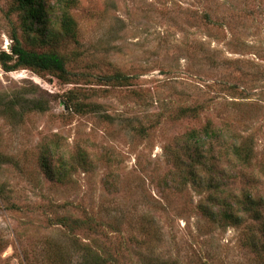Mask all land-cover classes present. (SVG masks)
<instances>
[{
    "label": "rangeland",
    "instance_id": "rangeland-1",
    "mask_svg": "<svg viewBox=\"0 0 264 264\" xmlns=\"http://www.w3.org/2000/svg\"><path fill=\"white\" fill-rule=\"evenodd\" d=\"M44 3L49 22L30 32L0 0V53L16 35L67 71L0 65V264H264V205L255 221L230 201L242 224L211 222L210 189L182 174L188 135L223 129L250 165L198 173L264 199V0H74L73 36L59 1Z\"/></svg>",
    "mask_w": 264,
    "mask_h": 264
},
{
    "label": "trees",
    "instance_id": "trees-1",
    "mask_svg": "<svg viewBox=\"0 0 264 264\" xmlns=\"http://www.w3.org/2000/svg\"><path fill=\"white\" fill-rule=\"evenodd\" d=\"M17 9L24 14L25 29L32 32L34 28H44L49 22L48 11L44 0H15ZM61 6L60 30L62 35L73 36L74 25L71 18L68 16L67 9L74 0H58ZM12 45L10 51L0 53V65L7 72H13L20 68H28L37 72L56 71L61 76H66L67 71L65 63L55 53H36L23 49L16 35L12 36ZM127 77L115 74L106 77L108 83L123 84L127 81ZM65 108L77 114L87 111L88 106L76 103L74 98H69L65 103ZM28 111H45L41 102H30ZM227 132L223 129L205 128L201 132L192 131L186 141L184 151L191 158L190 163L184 166L182 174H186L185 180H189L192 184L206 186L210 189L205 204L200 206L203 214L208 217L211 222L221 223L222 221L230 222L234 226L242 224L240 215L235 216L232 208L229 205L233 201L237 205L239 214L253 213L255 221L260 220L259 210L264 205V199L256 197V195L245 191L241 196H234L229 190L223 189L217 179L213 176L207 180H203L198 168L202 167L205 170L214 171L216 163H223L227 166L235 164L242 168H248L253 158L252 148L246 145H238L233 139L227 138ZM44 158V157H43ZM46 159V158H45ZM45 174L52 178L64 175L63 169L59 166H51L46 161L41 164ZM61 169V170H60ZM201 177V178H200ZM220 202L224 208L213 210L212 204ZM226 207V208H225ZM153 234V232H152ZM259 234L264 236V231L260 229ZM254 241L250 238L249 242ZM88 257V255H87ZM84 264H106L100 257L92 256L88 263Z\"/></svg>",
    "mask_w": 264,
    "mask_h": 264
}]
</instances>
